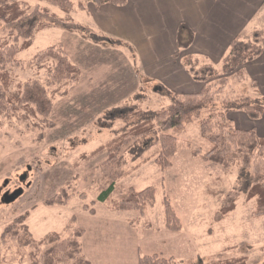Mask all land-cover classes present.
<instances>
[{"label":"rangeland","instance_id":"1","mask_svg":"<svg viewBox=\"0 0 264 264\" xmlns=\"http://www.w3.org/2000/svg\"><path fill=\"white\" fill-rule=\"evenodd\" d=\"M23 1L32 8L48 7L63 18L71 16L86 26L91 23L85 14L89 9L78 7V2L86 0H73L75 5L68 14L46 1ZM86 6L96 11L91 2ZM69 33L74 39L68 40ZM5 36L7 31H1V39ZM91 37L95 38L90 32L46 27L34 34L28 49L18 53V64L6 68L12 78L8 96L34 80L47 85L49 70L56 61L39 62L36 54L55 44L80 74L76 82L48 87L53 99L48 117L36 112L35 106L18 102L0 111V264H35L32 252L41 261L38 264H43L42 254L53 246L46 242L38 250L12 236L3 237L5 229L16 223L21 232L27 227L37 241L53 233L68 240L82 232L78 239L89 264H139L142 255L152 254L173 257L179 264H211L242 257L246 264H264V215H258L256 199L240 193L235 209L218 219L225 199L239 185L240 161L226 168L205 159L212 146L203 136L198 119L185 123L180 130H173L170 120L156 122L145 138L148 145L145 139L137 142L132 138L121 152L126 175L116 181L119 189L107 201L98 200L112 180L103 170L109 155L107 149L92 153L123 133L127 125L118 118L111 127H102L101 120L110 110L128 105L159 111L169 106L172 98L166 86L152 77V69L147 68L134 45ZM178 56L188 69L186 61L193 57ZM199 60L200 66L210 63L204 56ZM211 64L220 72L210 81L218 107L223 100L239 97L264 100L255 81L243 71L229 76L227 85L221 87L222 59ZM234 113L227 117L232 120L237 116ZM162 134L177 138L176 152L166 168L157 163ZM257 169L264 174V161L258 158L251 171ZM148 186L156 189L153 206L143 211H115L122 190ZM165 199L180 218L182 229L178 231L167 227Z\"/></svg>","mask_w":264,"mask_h":264},{"label":"trees","instance_id":"2","mask_svg":"<svg viewBox=\"0 0 264 264\" xmlns=\"http://www.w3.org/2000/svg\"><path fill=\"white\" fill-rule=\"evenodd\" d=\"M46 1L48 4L58 7L65 13H70L74 7L73 0H37ZM100 9L105 4L124 6L128 0H86ZM87 2H78L80 10H86ZM56 26L73 32H86L94 34L93 40L106 39L111 43L122 45L125 42L110 38L106 35L99 37L89 26L70 18H63L56 13L50 12L48 7L36 5L32 8L23 0H0V32L7 31L4 39L0 37V111H6L15 102L35 106L36 112L49 116L53 108V99L49 95L48 87L56 84L78 81L80 71L70 61L63 49L53 44L47 49L36 54L39 62L53 59L56 65L49 70V81L47 85L34 80L27 82L19 89L17 94L7 95L12 78L6 69L8 65L18 64L17 55L32 45L34 34L46 27ZM178 48H188L193 42V32L186 24H182L178 31ZM127 45V43H125ZM264 51V29L256 28L250 33L238 35L230 44L229 50L222 57L224 76L219 79L221 87L226 86L229 76L242 72V67L263 54ZM178 57V54H175ZM193 57V56H190ZM194 58V59H193ZM186 61V66L194 80L203 82L205 85L198 93H177L165 87L167 95L171 96L172 102L166 108L159 111H145L137 105L114 108L110 110L101 120L102 127H111L113 121L120 118L127 123L123 133L116 136L96 152L107 149L108 158L103 164V170L109 177V186L101 191L98 200L105 202L119 187L116 181L126 175L124 170L125 159L121 153L123 147L133 138L138 142L150 134L154 125L166 119L170 120L173 130H180L185 123L198 119L203 136L208 139L211 149L204 158L217 162L226 168L240 161L239 185L235 191L230 192L218 212V219H223L235 209V201L240 193L247 194L248 199H256L258 215H264V174L258 169L251 171L253 161L261 159L264 161V137H259L255 129H241L233 125L227 114L232 111H243L251 119H258L264 113V100L252 97H239L236 99L223 100L222 106L215 103V95L212 93L210 81L218 77L220 72L214 64L199 65V57H193ZM195 61V62H194ZM199 62V63H198ZM10 109V108H9ZM8 109V110H9ZM204 113H207L204 116ZM162 150L157 158L160 167L166 168L171 165L170 158L176 152L177 138L173 134H162L160 136ZM149 144V139H145ZM144 143V144H145ZM122 190V188H120ZM122 199L117 203V210H145L147 206H153L155 202L156 189L148 186L143 190L129 188L122 190ZM167 227L178 231L182 229L180 218L174 211L169 200L164 201ZM24 228V229H23ZM23 232L17 223L5 229L3 237L12 236L23 245L32 246L40 250V246L46 242L53 246L42 254L43 264H89L83 257L82 246L79 241L82 232L75 237L63 240L58 233H53L41 238L39 241L33 234L23 226ZM35 264L41 262L37 254L32 252ZM38 260V261H37ZM88 262V263H87ZM245 257L227 260L225 262L213 261L211 264H246ZM139 264H179L173 257H163L157 254L142 255Z\"/></svg>","mask_w":264,"mask_h":264},{"label":"crops","instance_id":"3","mask_svg":"<svg viewBox=\"0 0 264 264\" xmlns=\"http://www.w3.org/2000/svg\"><path fill=\"white\" fill-rule=\"evenodd\" d=\"M87 9L89 27L134 45L147 68L152 69L154 79L183 93H198L204 83L194 80L183 66V58L178 61L180 56L175 54L204 56L210 63H217L235 37L264 27V0H128L124 6L105 4L95 12ZM182 24L193 32V42L185 49H179L177 42ZM66 37L74 39L70 33ZM242 71L255 81L257 93L264 97V51ZM234 114L237 116L231 119L239 128L255 129L259 137H264V113L258 119H251L243 111Z\"/></svg>","mask_w":264,"mask_h":264}]
</instances>
